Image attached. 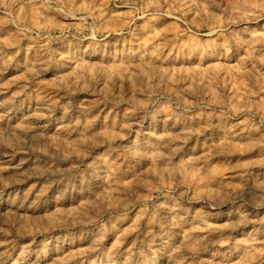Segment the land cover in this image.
Listing matches in <instances>:
<instances>
[{"label": "rangeland", "instance_id": "1", "mask_svg": "<svg viewBox=\"0 0 264 264\" xmlns=\"http://www.w3.org/2000/svg\"><path fill=\"white\" fill-rule=\"evenodd\" d=\"M0 264H264V0H0Z\"/></svg>", "mask_w": 264, "mask_h": 264}, {"label": "bare ground", "instance_id": "2", "mask_svg": "<svg viewBox=\"0 0 264 264\" xmlns=\"http://www.w3.org/2000/svg\"><path fill=\"white\" fill-rule=\"evenodd\" d=\"M239 133V132H238ZM241 133V132H240ZM230 134V133H229ZM229 138V137H228ZM238 139V138H237Z\"/></svg>", "mask_w": 264, "mask_h": 264}]
</instances>
